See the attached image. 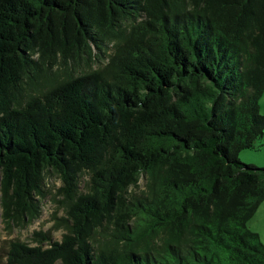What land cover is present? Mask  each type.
Wrapping results in <instances>:
<instances>
[{
  "label": "trees",
  "instance_id": "trees-1",
  "mask_svg": "<svg viewBox=\"0 0 264 264\" xmlns=\"http://www.w3.org/2000/svg\"><path fill=\"white\" fill-rule=\"evenodd\" d=\"M263 93L264 0H0L2 217L67 213L7 264H264Z\"/></svg>",
  "mask_w": 264,
  "mask_h": 264
},
{
  "label": "rangeland",
  "instance_id": "rangeland-1",
  "mask_svg": "<svg viewBox=\"0 0 264 264\" xmlns=\"http://www.w3.org/2000/svg\"><path fill=\"white\" fill-rule=\"evenodd\" d=\"M111 50L109 51V53ZM108 62L107 55H100V60L97 62H90L82 60L77 66V70L81 72L89 70L90 68H99ZM260 112L264 115V93L259 101ZM240 158L245 163L264 166V138L256 143V148L244 149L240 152ZM89 179L88 174H85L80 182V190L86 191V181ZM147 179L142 176L138 186H133L130 192L135 194H142L146 190ZM62 186L61 179L57 174L50 172L46 175L44 191L45 197H41V215L32 222L23 225H8L4 222L2 217V207L0 204V264H7V251L11 240H21L34 245V232L44 231L51 232L53 240H61L63 234L67 232L65 218L67 217L64 197L59 189ZM249 226L252 230L261 234L264 242V201L261 203L255 215L249 221ZM113 226V225H112Z\"/></svg>",
  "mask_w": 264,
  "mask_h": 264
}]
</instances>
